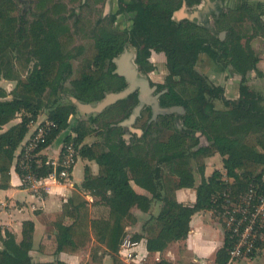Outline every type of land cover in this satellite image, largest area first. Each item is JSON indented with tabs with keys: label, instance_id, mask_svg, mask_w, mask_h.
Returning <instances> with one entry per match:
<instances>
[{
	"label": "trees",
	"instance_id": "16d2710c",
	"mask_svg": "<svg viewBox=\"0 0 264 264\" xmlns=\"http://www.w3.org/2000/svg\"><path fill=\"white\" fill-rule=\"evenodd\" d=\"M48 1L36 0L35 5L42 15L47 12ZM133 1V6L126 8L122 0H118L119 12L129 9L136 12L131 32L93 31L90 46L71 77V60L77 59L82 51H77L78 56L64 55L73 38L69 31L62 30L64 26L59 23L58 16L43 17L25 28L11 15L16 9L15 3L0 0V50L7 46L15 51L18 55L15 62L19 64L25 57L28 61L32 56L37 57V63L19 81L12 98L0 100V188L8 185L10 171L16 169L15 152L29 131L28 125L39 115L43 106L41 97L47 89L50 95L56 96L63 81L71 77V96L84 103H96L107 92H116L126 86L122 77L111 74L112 59L123 51L125 43L130 42L137 48L135 62L144 74L154 69L148 61V49L159 47L164 52L168 74L164 83L157 85L159 90L166 89L159 102L164 107L184 108V114L180 116L184 130L175 125L174 115H161L149 125L146 120L142 135L127 142L118 123L130 115L137 103L136 94L116 102L100 114L88 116L87 120L76 119L71 127L75 134L73 141L80 145L77 157L94 161L98 171L93 174L86 165L79 187L92 197V201L74 191L56 216L55 253H73L86 241L94 240L111 256L112 264H124L117 252L127 235L126 226L136 221L131 213L133 207L148 212L153 203L160 202L157 216L144 222L141 234L131 236L135 241L144 239L146 251L154 254L163 252L173 242L185 240L195 213L223 211L224 206H233L236 198L251 185H256L259 194L264 192V99L246 85L249 73L257 71L258 57L250 41L264 33L262 3L241 0L234 8L226 9L214 22L218 31L226 32L225 39L221 40L211 29L172 20L173 12L184 3L198 4L200 0ZM202 53L222 69L231 67L241 77L237 100L225 98L224 87L211 85L196 70L195 65ZM177 87L181 88L180 91ZM215 98L221 99L227 109L216 110ZM76 113L71 102L51 106L48 119L56 124V128L41 149L48 147L70 127L69 117ZM18 114L20 121L3 130V126ZM119 116L120 120L116 122L103 121L107 117ZM149 117L148 114L146 118ZM94 125L100 127L101 142L82 144L93 134ZM161 128H166V133L162 137H153ZM197 132L205 137V145H200L199 137L195 135ZM69 139L70 136H66L64 140ZM215 154L222 157L226 177L232 178V182L223 180L218 170L205 178L204 165L199 164L197 170L201 182L195 190V202L191 206L179 202L176 190L194 186L191 160ZM42 160L44 162L45 157ZM248 165L250 167H246ZM51 171L52 167L45 164L37 169L40 175ZM56 171H60V166ZM131 182L148 195L136 193ZM216 193L221 197L214 200ZM222 224L224 226L225 222ZM33 230L32 221H23L21 239L17 241L12 232L0 228V264H65L32 260L29 252ZM226 236L225 232V242L215 254L216 264L228 261ZM98 252L95 251L93 261L100 260ZM140 264L173 263L160 258Z\"/></svg>",
	"mask_w": 264,
	"mask_h": 264
},
{
	"label": "rangeland",
	"instance_id": "374dc122",
	"mask_svg": "<svg viewBox=\"0 0 264 264\" xmlns=\"http://www.w3.org/2000/svg\"><path fill=\"white\" fill-rule=\"evenodd\" d=\"M11 1H13L16 5V9L12 12L11 15L22 27L24 26L25 28H28L30 23H32L38 19H41L43 17L47 18V16L48 17H50V16L57 17L59 15L64 14L67 18H69V20H67V23L64 26V28H62V30H64V32L69 31L72 34V38H73L72 43L74 44V46L70 44L69 47L67 48V50L65 51L64 55L68 54V53L75 54L76 49H81V51H82V53L77 57V59L71 60L72 69H73L71 77H74V74H75L74 70H76L78 62L80 61L85 50H87L88 47L90 46L92 31L94 30V23L96 22V20L100 19V16L102 15V13H108L109 12L108 10H111L112 13H115V11L117 9V5H115L114 0H109L105 4L101 3L102 5L98 8L97 7L91 8L92 2H95L94 0H83V3L81 2V0H50L46 4V9H47L46 14L44 13L42 15V13H40V8H37L35 5L36 0H11ZM240 1L241 0H226L224 7L226 9L234 8L236 6V4H238ZM249 1L252 4H255V2H257L258 0H249ZM262 5L264 8L263 3H262ZM49 7H50V9H49ZM73 12H78V14H75V13L73 14ZM191 12H194V11L193 10L180 9V10H176L175 13H176L177 19H180V17L187 16ZM77 16H80V21L75 20V19H77ZM74 21H76V23ZM117 21H118L117 27L120 28V30L124 29L125 27L128 26L126 24V19L123 18L122 16H118ZM208 22H210L211 27L214 31L213 33L215 35L220 36V34L223 33V38L221 40H224L226 37V32L222 31V30L218 31L217 28L214 27V23L211 21V19H209ZM257 37H259V35L250 41V45H251V42L254 41ZM242 42H244V41H242ZM16 56H18L17 53L15 51L9 50V48L7 46L2 47L0 50V100L1 101L2 100H10L12 98L13 93L17 90V88L19 86V81L22 80L23 78H25L27 76V74L30 73V71L32 70L34 64L37 63V57L32 56V57H30L29 61L27 60V57H25V59H23V60L21 59L22 63L19 64V63L15 62ZM156 57H155L154 63H152L154 66V70L151 71L146 76L149 78V80L153 84L158 85V84L164 83L165 77L168 74V70H167V67L165 65L166 63H165L164 57H162V58H158V57L156 58ZM196 65H197L196 70L200 74H202L206 78L208 83H210L211 85H214V86L217 85V86H223V87L229 86L230 91L228 92V96H226L225 93L223 95L225 98H228L229 100H237L238 99V96H239V92H238L239 90L238 89L240 86L241 77L238 74L234 73L233 70L231 69V67H225L222 69L221 66L216 64L213 60H211L205 54L199 55ZM255 72L256 71H254L252 73L253 77L255 76ZM70 78L63 81V83L61 85V89L59 90V93L56 96L50 95L48 89L45 91V93L41 97V101L43 103V106H42L37 118L32 122H38V123L44 122L48 118V113L51 109V106L54 105L55 103H68V102H70V99H71V94H70L71 87L69 85ZM176 79H178V78L176 77ZM251 80H252V77H251ZM246 84H247V82H246ZM248 88L254 92L261 94L260 91L262 89H264V86H260V85L258 86V85H255V83H252V86H248ZM176 89L178 91H180L181 88L177 87ZM107 93H109V92H107ZM235 96H236V98L233 99ZM261 96L264 99V95L261 94ZM230 98H232V99H230ZM213 105H214V108L216 110L227 109V107L223 104L222 100L219 98L213 99ZM142 112L143 113H141V114H143V115L140 114V116L137 118L136 122L133 125H131L129 128H125V130L123 128L124 135L128 134V138H124L127 142H129L130 140H134L136 137H140L142 135V133H143L142 129L144 127V123L146 120L148 122V119L146 118V116H148V114L150 116V110L148 111V110L144 109ZM183 114H176V113L170 114V115L175 116V125L177 127L180 126L181 130L185 129L182 126L181 120H180V116ZM94 115H96V114H94ZM94 115H92V116H94ZM88 116H91V115H88ZM88 116H81L77 112L75 115H72L71 117H69V126L72 127L75 124L76 119L77 120H85V119L87 120ZM118 120H120V116L115 117V118L107 117L103 121L107 122V123H111V122H116ZM19 121H20V114H18L11 122H9L5 126H3V130L8 128L10 126V124H13L14 122H19ZM32 125H35V123H33ZM28 128H29V125H28ZM92 128L94 129V132L91 136L87 137L84 140V142H85V143L83 142L84 144H91L93 142H99V141L101 142V137L98 135V133L100 132L99 125L98 126L94 125V126H92ZM68 131H70V128L61 132L59 134V136L57 137V141L55 140V142L53 144H55V143L57 144V142L59 140L62 141L63 138L66 137V134ZM137 131H141V133L139 134V133H137ZM166 131H167L166 128H161L159 133H157L153 137H162L166 133ZM124 135H123V137H124ZM196 137H199L200 145L206 144L205 137L202 136L200 133ZM50 148H52V147H50ZM52 150H54V152L57 151V149L55 147L52 148ZM215 155H216V157L214 159H208L207 157L206 158H200L199 157L197 160H191V163H190L191 168L193 171H198L197 170L198 165L203 164L205 174H211L212 170L213 171L214 170L223 171L221 174L222 179L228 182L229 179L225 176V173H224L225 171L222 169L221 157L217 154H215ZM246 167H250V166L248 165ZM258 171H259V169H257L256 172H258ZM199 181H200V177L198 175H196L194 185L196 182L198 183ZM257 191H258V188H257ZM245 193L246 192L239 195V197H241L240 200L238 198H236V200H235L236 202L233 204V206H231V207L224 206L223 211H219L218 209L214 212L209 211L208 216H211V219L213 220V221H211L212 223H210L209 225H211V228L213 229L214 233H216L219 236H222V230L225 231V226H223V224H221L224 221L220 223L217 220L216 216L220 217L221 214H223L227 210L232 212L233 210H240L241 208H244L245 204L243 203V201H244L243 197L246 196ZM215 196L218 199L221 197V194L216 193ZM157 211H158L157 204L155 205V203H153L151 206L150 212L148 213V216L149 217L154 216V214H156ZM95 215L96 214H93V216H95ZM145 221H146L145 217L142 218L140 220V222H138L136 228L140 229ZM214 223H216V224H214ZM224 242H225V237L223 238V243ZM98 246L99 245H97L94 240L86 241V243H84L81 246V248L78 250V251H84V253H83L84 257L82 259H80L79 264H86V263L106 264L103 261L104 257H106V259L108 260V264H112V258L109 256H105L106 254L107 255H109V254L106 251H104V249H101L100 246L99 247ZM95 251H99L97 253V257L100 258V260L98 262L93 261V256H94ZM140 252H139V255L141 256ZM152 258L153 257L150 256V257H147L145 260L151 261ZM244 260H248L250 262L249 264H264V246L259 247V249L254 250L251 257L248 259H244ZM239 261H241V259L236 260V262H239ZM227 262H232V261H229V257H228ZM137 263H138V260L136 259V264ZM124 264H126V263H124ZM130 264H132V263H130ZM133 264H135V263H133Z\"/></svg>",
	"mask_w": 264,
	"mask_h": 264
},
{
	"label": "crops",
	"instance_id": "0c3cea01",
	"mask_svg": "<svg viewBox=\"0 0 264 264\" xmlns=\"http://www.w3.org/2000/svg\"><path fill=\"white\" fill-rule=\"evenodd\" d=\"M209 1L213 2V0ZM214 1L216 2L215 4L217 5V8L222 5V13L226 11V8L224 7L226 0ZM247 1L251 3L249 0ZM258 2L264 4V0H258L255 3ZM216 5L214 6V8L216 7ZM202 8L203 7L194 8L193 11L201 10ZM262 19L264 22V15L262 16ZM257 38L251 42V47L258 57V62L256 64L257 73L255 72L254 77L252 74L254 71H251L249 73L246 84L247 86H252V83H255V85L258 86H264V33ZM196 66L197 65H195V68ZM229 91V86H225L224 93L226 96H228ZM260 93L264 95V89H262ZM235 98L236 96L233 99ZM16 123L17 122H14L13 124ZM13 124H10V126ZM69 128L72 133L71 126ZM68 133L69 131L66 135H68ZM57 137L55 138L56 141ZM55 140L50 144V147H55L56 149H58L62 141L59 140L57 144H53ZM50 147L48 148V150H45L44 153H46L50 157H55L56 152H54V150H52V148ZM215 157L216 155L207 158L214 159ZM86 165L91 168L93 174L97 173L98 166L94 161H88L86 159H81L80 157H78L71 169L69 178L67 180L59 179L56 182L48 180L46 182L47 186L49 187L47 191L36 188H22L19 184V175L16 172V169L12 168L10 171V180L8 185L4 188H0V228L2 230L6 229L12 232L15 235L16 240L19 241L21 239L22 222L25 220L32 221L34 230L32 247L29 254L34 262L55 263L57 261H60L65 264H79L80 259L84 257V251H76L73 253H55L56 227L54 221L56 216L60 213L63 203L72 196L74 191L79 192L87 200L92 201V197L79 188L83 181V172ZM222 169L225 171V169L223 168V163ZM219 172L222 174L223 171ZM211 174L204 173V177L207 178ZM196 175L200 177V181L198 183L196 182L192 188H180L176 190L177 200L188 206H191L195 202V190L201 182L200 173L198 171H193L194 182ZM228 179V182L231 183L232 178ZM131 185L136 193L148 195V193L144 189L137 186L133 182H131ZM156 204L158 207V211L156 214H154V216H157L160 209V202H156L155 205ZM212 211L214 212V210ZM149 212L150 210L148 212H143L136 207H133L131 209V213L134 215L136 221L132 225L128 224L126 226L129 227L128 229H130L128 231L125 230L127 236L129 234L132 236V234L142 233V226L140 229L136 227L138 222H140L142 218L145 217L147 221L151 217L148 216ZM208 214L209 211H199L195 213L190 220V230L187 238L183 241H176L169 244V246L163 252L149 254L146 251L144 239H141L139 241H135L132 239L133 241L137 242V246L135 248L137 253L136 259L138 260L137 264L146 262L147 260L145 259L150 256L153 257V260L164 258L172 262L173 264H216L215 254L224 244L223 238L225 237V231L222 230V236L214 233L211 225H209L213 220L211 219V216H208ZM216 218L221 223L220 218L218 216H216ZM0 248H2L1 242ZM139 252L141 253V256L139 255ZM105 256L111 257L107 254ZM103 261L108 264V260L106 259V257L103 258ZM249 263L250 262L248 260L242 259L239 262L232 261L227 262L226 264Z\"/></svg>",
	"mask_w": 264,
	"mask_h": 264
},
{
	"label": "built area",
	"instance_id": "2783aa9c",
	"mask_svg": "<svg viewBox=\"0 0 264 264\" xmlns=\"http://www.w3.org/2000/svg\"><path fill=\"white\" fill-rule=\"evenodd\" d=\"M71 117V116H70ZM69 122V120H68ZM35 123V125H32ZM32 125V126H31ZM56 128V124L48 118L41 123L31 122L29 131L16 150V172L19 175V184L22 188H36L47 191V181L56 182L59 179L67 180L74 166L80 145H75L73 138L75 134L69 131L70 139L63 138L55 157L47 156L44 153L48 147L41 149L46 138L51 131ZM42 157H45L43 162ZM52 167V171L46 175H40L37 169L42 165ZM60 166V171L56 168ZM264 182V174L262 175ZM243 203L244 208L240 210L225 211L221 218L225 222V232L227 233V244L229 245V261L238 259H248L254 250L264 246V192L259 194L256 185H251L245 193ZM239 200L241 197H237ZM217 197H214L216 200ZM129 227L125 230L128 231ZM137 242L130 236H125L117 252L118 257L126 264H136Z\"/></svg>",
	"mask_w": 264,
	"mask_h": 264
},
{
	"label": "water",
	"instance_id": "95a60500",
	"mask_svg": "<svg viewBox=\"0 0 264 264\" xmlns=\"http://www.w3.org/2000/svg\"><path fill=\"white\" fill-rule=\"evenodd\" d=\"M206 4L201 10H195L192 14L187 15L189 18L193 19L195 17H203V13L207 10H211L216 5L215 2H210L209 0H205ZM183 9V8H182ZM204 10V12H202ZM206 27L213 31L212 27H209V24L206 23ZM220 39L223 38V33L220 34ZM132 54L128 51H124L118 56L114 57L112 62L116 66L114 73L123 77L126 82V87L116 92L106 93L100 101L96 103H84L76 98L71 96L70 102L76 107L78 114L81 116H88L94 114H100L107 107L115 104L116 102L127 98L131 93H133L136 89L139 90L138 93V102L133 107L130 115L123 119L118 123V126L124 128H129L133 125L137 118L140 116L142 109L145 106H149L151 108V117L149 118L147 125L155 122L158 116L170 115L173 113L183 114L184 108L182 106H170L164 107L161 106L158 102V96L160 93L152 95L153 91L156 89V86H150L149 80L146 76L141 75L133 61L131 60ZM181 130V127L178 126ZM137 133H141V131H137ZM199 133H195L197 136ZM124 138H128V134L124 135Z\"/></svg>",
	"mask_w": 264,
	"mask_h": 264
},
{
	"label": "flooded vegetation",
	"instance_id": "af4514ba",
	"mask_svg": "<svg viewBox=\"0 0 264 264\" xmlns=\"http://www.w3.org/2000/svg\"><path fill=\"white\" fill-rule=\"evenodd\" d=\"M95 2H92V7L91 8H95V7H100L103 3H107V1L109 0H94ZM115 1V5H117V9L115 11V13H112L111 10H108L109 12L108 13H102V15L100 16V19L96 20V22L94 23V32H98L99 30L101 29H110L111 31H115L119 34H123V33H130L131 32V29L133 27V18L136 14V12L132 9H129L127 11H122V12H119V2L118 0H114ZM81 2L83 3V0H81ZM123 2V5L124 7L128 8V7H132V3L134 2L133 0H122ZM213 2H215L213 0ZM216 3V2H215ZM205 0H200L198 4H187V3H184L180 8H178L177 10H180V9H184V10H193L194 8H201V7H205ZM83 5V4H82ZM88 6V5H87ZM222 6V5H221ZM221 6H219L217 8V5L214 9H211V10H207L205 13H203V17H195L193 19L189 18L188 16H184V17H180V19H177V16H176V10L173 12L172 14V20H174L175 22L179 23V22H189V23H192V24H195L196 26L198 27H203V28H207L209 29L208 27H206V23L209 24V27L211 26L209 19H211V21L214 23L215 20L217 18H219V16L222 14V8ZM202 12H204V10H202ZM78 14V12H73V14ZM192 13V12H191ZM118 16H122L123 18L126 19V24L128 25L127 27H125L124 29H121L117 27V24H118V21H117V17ZM59 18V23L62 25V26H65L66 23H67V20H69V18H67L64 14L63 15H59L58 16ZM113 18V19H112ZM76 21H80V16H77V19H75ZM76 21H74L76 23ZM213 25V24H212ZM92 31V32H93ZM73 41V40H72ZM141 42V39L139 40ZM143 44V43H142ZM71 45L74 46L73 43H71ZM89 48V47H88ZM79 49H76V53L74 54L75 56H78V51ZM124 51H128L130 52L133 56L131 58V60L133 61V63L135 64L138 72L141 74V75H148L150 72H147V73H142L140 70H139V67L138 65L136 64L135 62V58H136V51H137V48L132 45L130 42H127L125 43L124 47H123V51L121 53H123ZM149 51V56H148V61L152 64L154 63V60H155V57L157 56L158 58H162L164 57V60H165V55H164V52L161 48L159 47H150L148 49ZM120 53V54H121ZM156 57V58H157ZM76 59V58H75ZM73 59V60H75ZM113 60V59H112ZM114 64V63H113ZM153 65V64H152ZM154 67V66H153ZM116 66L114 65L112 71H111V74H115L114 73V70H115ZM154 70V69H153ZM152 70V71H153ZM117 75V74H115ZM119 76V75H117ZM120 77V76H119ZM147 77V76H146ZM123 78V77H122ZM147 79L149 80V78L147 77ZM125 81V80H124ZM127 85V84H126ZM149 85L150 86H153L155 85L156 86V89L153 91L152 95H155V94H158L160 93V95L158 96V102H159V99L161 97V95L163 93L166 92V89H158L157 87V84H153L150 80H149ZM126 87V86H125ZM138 93H139V90L136 89L133 93H131L130 95L132 94H136V98H137V102H138ZM137 104V103H136ZM160 104V102H159ZM144 109H149L150 110V117H151V108L149 106H145L142 111ZM141 111V113H142ZM149 117V118H150ZM159 117V116H158ZM157 117V118H158ZM148 118V120H149ZM147 123V122H146Z\"/></svg>",
	"mask_w": 264,
	"mask_h": 264
}]
</instances>
